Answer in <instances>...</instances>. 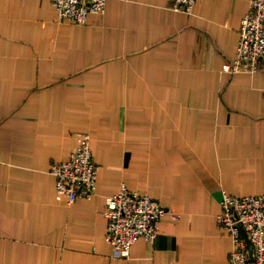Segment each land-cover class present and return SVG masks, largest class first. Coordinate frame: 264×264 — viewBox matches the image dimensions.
<instances>
[{
  "label": "crops",
  "instance_id": "1",
  "mask_svg": "<svg viewBox=\"0 0 264 264\" xmlns=\"http://www.w3.org/2000/svg\"><path fill=\"white\" fill-rule=\"evenodd\" d=\"M250 2L108 0L78 24L0 0V264H230L224 194L264 195V68L223 69ZM84 132L96 192L70 202L51 167ZM123 184L165 207L128 257L104 213Z\"/></svg>",
  "mask_w": 264,
  "mask_h": 264
},
{
  "label": "built area",
  "instance_id": "2",
  "mask_svg": "<svg viewBox=\"0 0 264 264\" xmlns=\"http://www.w3.org/2000/svg\"><path fill=\"white\" fill-rule=\"evenodd\" d=\"M51 1L60 18L85 24L91 13L106 11L108 0ZM197 1L170 0L173 8L189 13L194 12ZM260 68H264V0H251L250 8L242 18L236 57L226 62L223 69L238 73ZM98 169L89 132L78 137L77 145L67 159L55 162L51 167L57 190L67 195L70 202L94 195ZM221 206L217 220L234 245L230 264H264V195L235 196L225 192ZM104 213L109 220L106 240L116 255L128 257L140 237L149 241L155 239L165 207L147 193L131 190L123 184L119 191L107 197ZM242 227L250 235L253 258Z\"/></svg>",
  "mask_w": 264,
  "mask_h": 264
},
{
  "label": "water",
  "instance_id": "3",
  "mask_svg": "<svg viewBox=\"0 0 264 264\" xmlns=\"http://www.w3.org/2000/svg\"><path fill=\"white\" fill-rule=\"evenodd\" d=\"M242 233L244 235V237L246 238V241L250 247V256L252 257L253 256V252H252V241H251V238H250V235L248 234V232L242 227ZM253 258V257H252Z\"/></svg>",
  "mask_w": 264,
  "mask_h": 264
}]
</instances>
